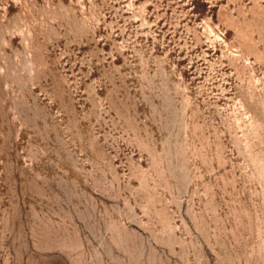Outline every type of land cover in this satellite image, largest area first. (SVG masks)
Returning a JSON list of instances; mask_svg holds the SVG:
<instances>
[{
    "label": "rangeland",
    "instance_id": "rangeland-1",
    "mask_svg": "<svg viewBox=\"0 0 264 264\" xmlns=\"http://www.w3.org/2000/svg\"><path fill=\"white\" fill-rule=\"evenodd\" d=\"M0 264H264V0H0Z\"/></svg>",
    "mask_w": 264,
    "mask_h": 264
}]
</instances>
